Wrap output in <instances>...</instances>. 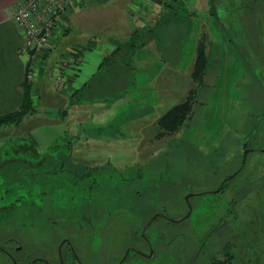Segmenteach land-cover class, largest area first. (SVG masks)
Returning <instances> with one entry per match:
<instances>
[{
	"label": "rangeland",
	"instance_id": "374dc122",
	"mask_svg": "<svg viewBox=\"0 0 264 264\" xmlns=\"http://www.w3.org/2000/svg\"><path fill=\"white\" fill-rule=\"evenodd\" d=\"M203 4L77 3L92 25L88 39L115 48L136 28L134 43L153 36L161 60L149 48L118 51L83 95L94 102L86 115L40 105L0 130V238L18 240L19 256L46 249L59 264L65 241L82 264H117L131 249L145 257L128 255L123 264H212L224 253L234 264H264V193H257L264 189V0H209V13ZM199 31L207 57L201 85L188 77ZM160 49L177 61L167 62ZM143 54L155 61L137 68ZM161 69H176V77ZM193 89L192 116L160 136L157 120ZM73 167L91 173L72 198L66 173ZM226 179L228 188L216 192ZM66 250L63 264H78ZM254 251L252 263L247 253Z\"/></svg>",
	"mask_w": 264,
	"mask_h": 264
},
{
	"label": "crops",
	"instance_id": "0c3cea01",
	"mask_svg": "<svg viewBox=\"0 0 264 264\" xmlns=\"http://www.w3.org/2000/svg\"><path fill=\"white\" fill-rule=\"evenodd\" d=\"M23 1L24 0H0V117L15 113L19 110L23 103L24 84H28L30 87L29 92L34 109L40 105L53 108L58 104H62L68 107L69 102L78 92V94H80L79 102H76L75 106L73 105L74 107L68 108H81L78 112L86 115L90 107L94 106V102L88 99L84 101L82 97L83 95L86 97L85 93L90 91L88 90L89 85L91 89L94 88L93 80L103 68V62H107L105 58H111L116 47L113 48L109 46V48L103 49V46H100L95 39H88V35H86L85 32H87L88 27H92V25L80 12L83 9L79 8L76 4L75 7L62 12L58 16L56 26L51 34L49 47L38 56L37 70L33 80L29 82L25 78L27 58L21 52L24 43V33L13 21V16L17 7ZM203 5L201 6L203 8L202 12L209 13V0H204ZM136 8L134 9L137 10ZM156 25H158V23L155 24L153 30H155ZM135 30L136 28L132 29L129 35H132ZM130 38L131 37L124 38L122 43ZM198 38L199 42L201 31H199ZM149 43L150 44L145 43L144 47L140 48V50H147L144 48H149L151 55H156V59H158V61L159 59L161 60L160 53L154 43V38L151 39ZM74 47L79 48V51L75 55L78 63L72 67L69 64H65V60L69 50ZM160 51L161 54H165L164 56L167 58V62H173V60L177 61L178 58L174 56L175 54L172 51H163L161 49ZM145 54L140 56L141 58L135 62L137 68L138 64L140 66H145L155 61L154 59V61L149 60L145 62L149 57ZM194 55H196V53H194ZM56 68H61V73L65 80L64 87L59 91L55 90L51 84V75ZM169 68L175 67L169 66ZM175 70L173 69V74H171V70L166 73L165 70H162L161 73H165V75L173 79L176 77ZM190 74L188 77L191 76ZM156 77L159 80L160 76L158 75ZM161 86L162 85L159 83V86L156 85L155 88H160ZM166 94L167 98L171 95L169 91L164 93V95ZM79 125L80 123H77L75 127ZM6 127L15 128L14 125H8L3 126L0 130L3 131V129H7ZM77 132L78 131H76V133ZM17 138L19 139L20 137H5L8 142H11L10 139L13 140Z\"/></svg>",
	"mask_w": 264,
	"mask_h": 264
},
{
	"label": "trees",
	"instance_id": "16d2710c",
	"mask_svg": "<svg viewBox=\"0 0 264 264\" xmlns=\"http://www.w3.org/2000/svg\"><path fill=\"white\" fill-rule=\"evenodd\" d=\"M211 8H213V3H211V1H210V9ZM152 32H154V30L149 29V30H147L146 33H152ZM139 35H141V34L138 33V30L133 31L131 38L129 40H126L124 43L118 45V47H116V50L112 53L111 56L113 57L116 52H118V51L120 52L123 49H130V48L135 49L136 47L143 48L145 43H146L145 41L147 39L148 40L153 39V36L148 35V38L143 37L144 38L143 42L141 41V42L134 43L136 38L137 39L140 38ZM203 38L204 37H201L198 44H197L195 60H194V64H193V68H192V72H191V79L193 82L197 83V85L202 84V81H203V78L205 75L206 65H207L206 49H205ZM105 61H110V57H106ZM103 65H105L104 62L102 64V66ZM24 85H25L24 97H23V103H22L21 107L15 113L0 117V127L12 125V124L17 126L27 116H30L34 113L35 109L32 106V100H31L30 92H29L30 87L28 84H24ZM194 93H195L194 89L191 90L189 92L188 96L186 97V99H184L181 103L170 108L168 111H166L157 120V126L160 130V133H159L160 136L171 135V134L175 133L183 125V123L189 117L192 116L193 105H194ZM79 99H80V94H78V92H77L73 96L72 100L69 102L68 107H72L73 105L76 104V102L78 103ZM64 113H65V111H64ZM59 167H60V172L63 173L64 172L62 170L63 166H59ZM87 171H88V169L81 170V168H76V167L68 168L67 173H66V177L68 176L69 179L67 180L66 183H67V186L69 187L72 198H73L74 193H76V191H80L81 184L83 182H85L83 178L85 176H89V173H91V171H89V172H87ZM229 182L227 181L226 183H224L222 189L219 191L220 193H222L224 190H226L228 188ZM242 184L245 185L244 182H242ZM242 189H244V188H242ZM249 189H251V188H249ZM233 191H235V190H233ZM239 191H242V190L240 189ZM236 192H238V191L236 190ZM257 193L258 194L264 193V189H261ZM43 194L45 195V194H47V192L45 191ZM244 194H245V192H243V195L241 193H237V198L245 197L246 195H244ZM235 201H236V199H233L232 203ZM262 239L264 241V234H263ZM232 250L234 251V249H232ZM224 254L227 257L225 261L218 262V263H216V261L215 262L212 261V264H234L232 262L233 257H234L233 254L232 253L231 254L224 253ZM129 255H135V254L129 253ZM247 255L250 257L252 263L254 262V260L256 261L257 259H259V253H256V251L247 253ZM247 261H248V258H245L244 264H249V263H247Z\"/></svg>",
	"mask_w": 264,
	"mask_h": 264
},
{
	"label": "built area",
	"instance_id": "2783aa9c",
	"mask_svg": "<svg viewBox=\"0 0 264 264\" xmlns=\"http://www.w3.org/2000/svg\"><path fill=\"white\" fill-rule=\"evenodd\" d=\"M81 0H24L13 16L14 23L24 33V43L21 52L27 58L25 78L32 81L37 70L38 56L49 47V41L57 18L80 2ZM79 48H71L67 53L65 64L77 65L75 55ZM61 68L52 74L51 80L55 90H61L65 85Z\"/></svg>",
	"mask_w": 264,
	"mask_h": 264
},
{
	"label": "flooded vegetation",
	"instance_id": "af4514ba",
	"mask_svg": "<svg viewBox=\"0 0 264 264\" xmlns=\"http://www.w3.org/2000/svg\"><path fill=\"white\" fill-rule=\"evenodd\" d=\"M264 153V151H261ZM90 176H85L83 179L84 181H88ZM87 183V182H85ZM84 182L82 184H85ZM226 183V181L224 182ZM224 183L222 184L220 190L222 189ZM81 184L80 191L83 190ZM92 183L87 184L88 188L87 191L90 193V188L93 185ZM219 190V191H220ZM218 192V191H217ZM92 200V199H91ZM90 200V201H91ZM93 201V200H92ZM65 245L68 246L69 250L67 251V255L71 254L72 258L74 259V262H77L78 264H82L78 261L76 254L72 248V246L68 242H62L60 245L57 247V255H58V262L59 264H63V255H62V247ZM22 248L20 247L19 241L14 239V238H9L7 240H2L0 238V264H54L46 255L49 253L48 251L46 252V249L41 250V252L35 251L34 253H22L20 255V251ZM126 253V251H125ZM129 253H134V254H139L140 256H144L143 253L138 252L136 250H127V253L124 255V258L121 259L117 264H123L124 260L128 257ZM34 256V257H31Z\"/></svg>",
	"mask_w": 264,
	"mask_h": 264
},
{
	"label": "water",
	"instance_id": "95a60500",
	"mask_svg": "<svg viewBox=\"0 0 264 264\" xmlns=\"http://www.w3.org/2000/svg\"><path fill=\"white\" fill-rule=\"evenodd\" d=\"M246 152H247V150H245L244 151V154H243V160H242V164H241V168L243 167V165H244V163H245V155H246ZM228 179H226V180H224L222 183H221V186H222V184L225 182V181H227ZM221 186H220V188H221ZM220 188L217 190V191H219L220 190ZM216 191V192H217ZM188 197L189 196H187L186 198H185V200L187 201L188 200ZM188 208H189V205H188ZM189 211H190V208H189ZM126 253H127V251H126ZM125 253V254H126ZM152 253V251H150V254Z\"/></svg>",
	"mask_w": 264,
	"mask_h": 264
}]
</instances>
